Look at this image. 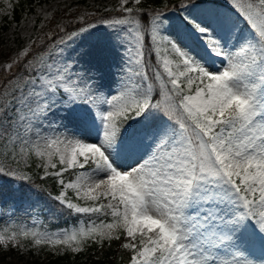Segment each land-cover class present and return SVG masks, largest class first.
<instances>
[{"label":"snow or ice","instance_id":"6c2138e0","mask_svg":"<svg viewBox=\"0 0 264 264\" xmlns=\"http://www.w3.org/2000/svg\"><path fill=\"white\" fill-rule=\"evenodd\" d=\"M226 5L119 0L116 16L81 18L48 45L7 54L0 160L17 167L0 163V178L18 186L0 184V199L43 195L89 223L5 229L0 244L31 235L78 251L123 236L129 264H264V0ZM98 26L110 40L85 46ZM112 52L121 63L108 92L102 67ZM33 156L58 194L19 168Z\"/></svg>","mask_w":264,"mask_h":264},{"label":"rangeland","instance_id":"374dc122","mask_svg":"<svg viewBox=\"0 0 264 264\" xmlns=\"http://www.w3.org/2000/svg\"><path fill=\"white\" fill-rule=\"evenodd\" d=\"M18 1L0 0V62L8 58L7 54L14 56L18 50H22L33 41H35L37 46L43 47L44 45H48L50 43L48 39L49 34L57 37L61 35L59 32L61 27L65 28V26H68L69 30H71L77 25H81V18L88 23L93 21L98 22L104 12L113 11L119 5V0H34L32 3H27L17 13L16 4ZM153 1L142 0V3L144 6H150ZM208 3L209 6L218 7L221 10H226L227 8L226 0H208ZM113 12V16L118 15L116 11ZM169 16L172 17L174 28L182 29L178 13H169ZM108 31L103 26H98L97 29L93 30L91 35L83 38L84 45L96 44L97 42L107 43L110 40ZM120 63L119 53L112 52L108 55V60L102 67V84L108 92L113 91L115 88V72ZM0 163L17 167L11 160H0ZM40 163L39 158L33 156L29 159L27 167H25L23 160H21L19 168L23 171H28L32 176L36 174L43 176L42 170L38 167ZM16 186V183H14V187ZM69 196L73 197V202H76L74 198L75 194L71 190H69ZM80 203L83 204L84 202L80 201ZM54 209V206L46 207L47 214L53 213ZM39 222V218H36L30 226L11 224L9 221L1 222L0 232H4L7 229L5 235H10L12 231L25 228L34 232L53 233L34 225L39 224ZM108 222H111V219L105 221V223ZM97 225L99 226L100 222L97 221ZM78 226L83 225H81V222H78L76 227ZM71 229L68 228L67 230L70 231ZM63 231L65 230L54 233H61ZM121 239H123V236H121ZM103 242H109V240L105 239ZM84 245H79L78 251ZM73 247H77V245H73ZM78 251H73L72 248L63 244L36 245L32 242L30 235L27 239L21 237L18 241L8 246L0 244V264H48L50 259L58 255H63L66 252L73 254Z\"/></svg>","mask_w":264,"mask_h":264},{"label":"trees","instance_id":"16d2710c","mask_svg":"<svg viewBox=\"0 0 264 264\" xmlns=\"http://www.w3.org/2000/svg\"><path fill=\"white\" fill-rule=\"evenodd\" d=\"M31 1L33 0H19L16 5L17 13L18 10L25 7V5H27V3H30ZM167 2H169V0H154L151 6L163 7V4ZM170 3L176 4L178 3V0H170ZM108 14L106 15V17L108 16L110 17L112 13L108 12ZM33 180L36 183L41 184L42 187L46 188L52 194L57 193L58 185L55 184L53 180L46 179V180L38 181L37 178ZM0 184H3L6 189L12 187V184L6 177L0 178ZM19 187L21 192L26 193L28 191L26 187L23 186H19ZM41 197L42 195L20 196L18 194L16 197L13 198L6 195L2 199H0V205L5 208H10L11 206H14L13 208L14 213H18L21 211L22 206L24 208L25 207L30 208L29 205H31L38 208L39 206L37 204L38 202L37 199H40ZM124 259H125V254L121 250V248L117 244H112L111 246L109 245L100 249H96V248L88 249L83 254L74 257L64 256L61 258L50 259L48 264H119Z\"/></svg>","mask_w":264,"mask_h":264},{"label":"bare ground","instance_id":"6f19581e","mask_svg":"<svg viewBox=\"0 0 264 264\" xmlns=\"http://www.w3.org/2000/svg\"><path fill=\"white\" fill-rule=\"evenodd\" d=\"M34 1V0H33ZM33 1H31L30 3H32Z\"/></svg>","mask_w":264,"mask_h":264}]
</instances>
